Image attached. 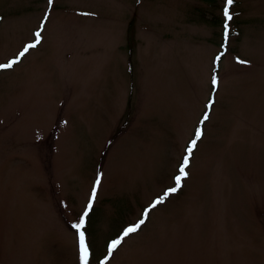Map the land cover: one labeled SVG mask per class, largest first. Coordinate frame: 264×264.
Wrapping results in <instances>:
<instances>
[{
  "label": "rangeland",
  "instance_id": "rangeland-1",
  "mask_svg": "<svg viewBox=\"0 0 264 264\" xmlns=\"http://www.w3.org/2000/svg\"><path fill=\"white\" fill-rule=\"evenodd\" d=\"M225 2L0 0V64L41 33L0 68V264H78L98 175L89 264H264V0L227 38Z\"/></svg>",
  "mask_w": 264,
  "mask_h": 264
},
{
  "label": "snow or ice",
  "instance_id": "snow-or-ice-1",
  "mask_svg": "<svg viewBox=\"0 0 264 264\" xmlns=\"http://www.w3.org/2000/svg\"><path fill=\"white\" fill-rule=\"evenodd\" d=\"M51 3H52V0H49V4H51ZM233 3H234V0H226L225 7L223 9V14H224V18H225L224 29H225V37L226 38L229 35V22L233 19V15L230 12V6L233 5ZM42 27H43V25H42ZM35 37H36L35 42L26 45L25 48L23 49V51H21L19 53V56L16 59L9 61L7 64H0V68L6 69V68L13 67V65L18 63L19 59L21 57H23L30 49L35 48L41 42V33L39 31H37L35 33ZM219 59H220V57L218 56L217 60H219ZM238 62L246 63L245 61H238ZM216 83H217V80H216V77L214 75L212 78L213 86H215ZM209 106H211V102H210ZM207 119H208V114L205 113L201 123H203L204 120H207ZM201 135H202L201 129L197 128L195 138L191 141V143L189 144V146L186 149L187 155H185L183 158V162L179 168V175H177L175 177V187L167 189L165 191V193L163 194V196L154 200L152 202V204L150 205V207L148 209L144 210V218H141L135 225H132V226L125 228L123 233L121 234V236L118 239L111 241V243L108 246V255L109 256H111L113 254V252L118 248V246L122 243V241L126 237H128L130 234L138 231V229L141 227V225H143L145 223V218L148 217L151 209H154L157 205L162 204L164 202V200L169 195H171L172 193H175L181 187L182 179H184L188 175V173L185 171V169L188 167L189 157L192 154L193 148L196 147V142H197V140L200 139ZM100 183H101V179H100V176L98 175L96 178L95 184L92 188V193H91V196L88 200L87 206L85 207L83 214L79 218V222L72 225V228H74L76 230V233L78 236L80 264H89V245L85 241V232L83 229L85 227L86 217H88L89 212L93 207V201L95 200L96 195H97V186H99Z\"/></svg>",
  "mask_w": 264,
  "mask_h": 264
},
{
  "label": "trees",
  "instance_id": "trees-1",
  "mask_svg": "<svg viewBox=\"0 0 264 264\" xmlns=\"http://www.w3.org/2000/svg\"><path fill=\"white\" fill-rule=\"evenodd\" d=\"M126 46L128 47L127 51H128V53H129V52H130V49H132V46H130V42H128ZM108 142H109V141H108ZM108 144H109V143H108Z\"/></svg>",
  "mask_w": 264,
  "mask_h": 264
},
{
  "label": "bare ground",
  "instance_id": "bare-ground-1",
  "mask_svg": "<svg viewBox=\"0 0 264 264\" xmlns=\"http://www.w3.org/2000/svg\"><path fill=\"white\" fill-rule=\"evenodd\" d=\"M138 234V233H137Z\"/></svg>",
  "mask_w": 264,
  "mask_h": 264
}]
</instances>
